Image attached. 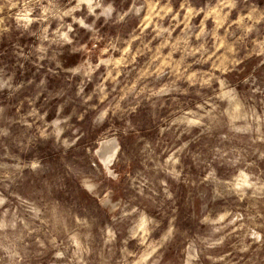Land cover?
Masks as SVG:
<instances>
[{
  "label": "clouds",
  "instance_id": "1",
  "mask_svg": "<svg viewBox=\"0 0 264 264\" xmlns=\"http://www.w3.org/2000/svg\"><path fill=\"white\" fill-rule=\"evenodd\" d=\"M0 264H264V0H0Z\"/></svg>",
  "mask_w": 264,
  "mask_h": 264
}]
</instances>
